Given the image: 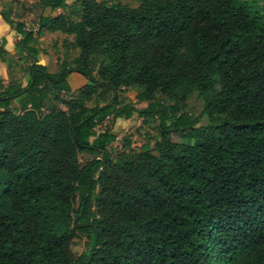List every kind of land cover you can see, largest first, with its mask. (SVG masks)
I'll return each mask as SVG.
<instances>
[{
	"label": "trees",
	"instance_id": "obj_1",
	"mask_svg": "<svg viewBox=\"0 0 264 264\" xmlns=\"http://www.w3.org/2000/svg\"><path fill=\"white\" fill-rule=\"evenodd\" d=\"M69 4L36 0L35 30L0 10L19 35L0 41V264H264V0ZM45 31L78 49L53 72ZM129 90L143 109L119 105ZM192 91L206 125L182 111ZM135 112L159 138L113 146L105 122Z\"/></svg>",
	"mask_w": 264,
	"mask_h": 264
},
{
	"label": "rangeland",
	"instance_id": "obj_2",
	"mask_svg": "<svg viewBox=\"0 0 264 264\" xmlns=\"http://www.w3.org/2000/svg\"><path fill=\"white\" fill-rule=\"evenodd\" d=\"M36 0H0V10H7L10 13L11 19L14 22H23L27 28L36 29L37 20L33 12H29L28 8L33 6ZM77 0H67L70 3L66 8L59 9L60 12L72 11V6L75 5ZM131 5H136V2L129 1ZM77 19L75 15L71 16ZM9 25V24H8ZM10 26V25H9ZM12 28V26H11ZM73 39L72 35H65L61 32H43L37 38V44L44 51L40 55V62L44 64L49 72L57 69V65L62 60H71L78 53V49L70 47L68 44ZM65 40V41H64ZM26 63L16 64L13 66L14 77L23 79V66ZM79 73L72 72L66 77V80L72 90L82 86L86 79L77 75ZM81 76V75H80ZM7 80V78H5ZM135 90H129L124 93L123 99L119 105L128 103L132 104L137 109H143L146 102L137 101L135 97ZM111 98L110 93H101L99 103L103 104ZM89 102L88 105H92ZM182 111L188 115L198 118L197 126L206 125L208 123L207 116L203 113V99L197 91H192L189 97L183 103ZM110 125L112 131L116 134V140L112 143L113 146L121 143L124 139L128 141V148L133 152L139 151L144 144H149L151 147L154 142L159 138L158 128L159 120L151 117H141L138 113H134L130 118H117L113 124L105 122ZM174 139H178L177 135L173 134ZM85 237L78 238L71 246V250L78 254L85 249Z\"/></svg>",
	"mask_w": 264,
	"mask_h": 264
},
{
	"label": "crops",
	"instance_id": "obj_3",
	"mask_svg": "<svg viewBox=\"0 0 264 264\" xmlns=\"http://www.w3.org/2000/svg\"><path fill=\"white\" fill-rule=\"evenodd\" d=\"M2 38L5 39V44H4L5 49L11 54H14L15 43L18 41L19 35L15 32L13 27L11 28V26H9L2 19L0 15V41ZM77 75H79V77H82L81 74H77ZM0 77H2L3 79L7 78L6 64L3 62H0Z\"/></svg>",
	"mask_w": 264,
	"mask_h": 264
}]
</instances>
